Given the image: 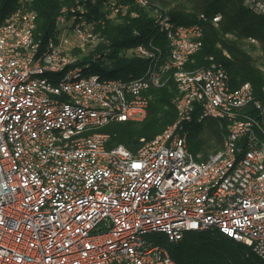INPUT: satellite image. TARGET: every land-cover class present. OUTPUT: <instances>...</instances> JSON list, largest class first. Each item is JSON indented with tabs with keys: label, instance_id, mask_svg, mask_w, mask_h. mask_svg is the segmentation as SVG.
I'll list each match as a JSON object with an SVG mask.
<instances>
[{
	"label": "built area",
	"instance_id": "2783aa9c",
	"mask_svg": "<svg viewBox=\"0 0 264 264\" xmlns=\"http://www.w3.org/2000/svg\"><path fill=\"white\" fill-rule=\"evenodd\" d=\"M32 1L19 0L0 23V264H177L150 235L177 242L209 230L264 259V106L250 82L231 89L213 56L186 68L208 15L176 23L154 8L167 50L154 37L138 42L132 48L146 67L121 78L91 71L90 61L74 64L73 49L97 39L87 12L96 0L63 7L43 40ZM243 1L264 15V0ZM128 5L105 4L110 16ZM169 79L176 119L135 151L106 147L109 133L98 128L143 117L149 88ZM250 102L258 115L244 112ZM208 117L225 119L227 131L221 148L198 161L185 125Z\"/></svg>",
	"mask_w": 264,
	"mask_h": 264
},
{
	"label": "trees",
	"instance_id": "16d2710c",
	"mask_svg": "<svg viewBox=\"0 0 264 264\" xmlns=\"http://www.w3.org/2000/svg\"><path fill=\"white\" fill-rule=\"evenodd\" d=\"M74 0H33L31 7L36 11L34 35L42 40L53 34L57 16L63 7ZM124 15L110 16L106 0H96L87 10L98 32L93 46H76L73 53L78 56L75 65L90 61V70L103 76L127 78L141 75L146 60L135 55L133 46L154 37L157 45L165 52V41L152 23V11L156 7L166 10L176 23L193 24L199 14H207L201 22L202 45L190 56L186 68H195L208 63L213 56L223 64L229 76L231 89L243 82H250L253 100L264 106V66L257 63L255 50L264 54V15L253 13L243 0H149L150 5L140 7L132 0ZM21 5L19 0H0V23L10 17ZM136 15H131L130 11ZM219 12L217 23L211 16ZM255 41L257 45L252 44ZM94 43V42H93ZM100 56L99 58H96ZM105 57V58H104ZM107 61V62H106ZM177 88L172 79L148 90L149 104L142 119L111 121L98 128L109 133L106 147L123 144L135 151L141 138L150 139L171 124L177 116L173 99ZM244 112L258 115L259 110L252 102ZM226 120L208 117L202 121H191L185 125L187 147L194 158L202 161L218 151L227 131ZM177 264H264V259L255 255L250 247L238 243L217 230L187 231L182 239L166 245Z\"/></svg>",
	"mask_w": 264,
	"mask_h": 264
},
{
	"label": "rangeland",
	"instance_id": "374dc122",
	"mask_svg": "<svg viewBox=\"0 0 264 264\" xmlns=\"http://www.w3.org/2000/svg\"><path fill=\"white\" fill-rule=\"evenodd\" d=\"M95 34H96V36H97V39L95 40V41H93V42H86V43H83L82 44V46H84V45H88V46H93L94 44H95V42L98 40V32H97V29H95ZM250 42H252V44H254V45H257V43L255 42V41H252V40H250ZM254 55H255V57H257L256 59H257V63L261 66V67H263L264 66V54H262L259 50H255L254 52ZM146 112V111H145ZM145 114V113H144ZM140 119H142V117L140 118ZM139 119V120H140ZM166 128V127H165ZM164 129V128H163ZM162 129V130H163ZM159 132H161V131H159ZM150 236H153V238L155 239V240H157V242L159 243V244H161V245H168L169 244V242H168V240H167V238L165 237V235H163V234H151Z\"/></svg>",
	"mask_w": 264,
	"mask_h": 264
}]
</instances>
